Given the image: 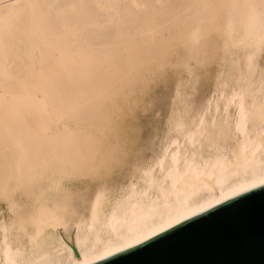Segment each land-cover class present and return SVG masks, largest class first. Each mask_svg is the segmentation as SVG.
<instances>
[{
  "label": "bare ground",
  "instance_id": "1",
  "mask_svg": "<svg viewBox=\"0 0 264 264\" xmlns=\"http://www.w3.org/2000/svg\"><path fill=\"white\" fill-rule=\"evenodd\" d=\"M262 52L264 0H0V264H89L264 183ZM194 64L133 142L134 86Z\"/></svg>",
  "mask_w": 264,
  "mask_h": 264
},
{
  "label": "water",
  "instance_id": "2",
  "mask_svg": "<svg viewBox=\"0 0 264 264\" xmlns=\"http://www.w3.org/2000/svg\"><path fill=\"white\" fill-rule=\"evenodd\" d=\"M89 264H264V183Z\"/></svg>",
  "mask_w": 264,
  "mask_h": 264
},
{
  "label": "rangeland",
  "instance_id": "3",
  "mask_svg": "<svg viewBox=\"0 0 264 264\" xmlns=\"http://www.w3.org/2000/svg\"><path fill=\"white\" fill-rule=\"evenodd\" d=\"M263 53V52H262ZM264 54V53H263ZM263 54H261V57H260V59L261 58H264V55ZM263 56V57H262ZM261 61H263V59L261 60ZM196 64H194L193 66H191L192 67V73H190V75H188V74H186V73H188V71L187 70H185V71H183L184 70V68L183 69H181L182 67H180V66H176V65H170V66H168V68L166 69L165 67H167V66H165L164 68L162 67V69L161 68H155V70L153 71V72H155V73H151V77L148 75L147 76V80H145L144 81V83H142L141 82V84L140 83H138L136 86H134V92L131 94V95H133L134 93V95H136V97H137V99H140L139 100V102L140 103H138V100L136 99V103H138L139 105H140V107H139V105L137 104V106L135 105L134 106V108L132 107V109H130L131 110V113L130 114H128L129 112H130V110L129 109H127V110H129V112L127 111L126 112V110H125V113L126 114H124V115H120L119 117H120V119H119V117L118 118H116L117 120H116V123H119L118 122V120L119 121H121V120H123V121H121L120 123H121V126H126L127 128H128V130L129 129H131V126L132 125H129L130 123V121H131V124H133V123H135V127H136V125H137V128H135L134 127V124H133V130H138L139 131V136H135V137H133V142H135V140L137 139V141L136 142H140V141H146L147 139H148V137H149V134L148 133H151V131H153V127L156 125V124H159L160 122H162L163 121V119L164 118H162L164 115H165V110H167V108H168V96L170 95V94H172L171 92L173 91V87H174V85L176 84V82L178 83V81L181 79V77H182V80H181V83H183V82H186L189 78V80H188V87H187V89L188 90H190V85H191V81H192V75H196V74H198L199 73V75L200 74H202V72H203V68H201L200 66H195ZM172 67V68H171ZM176 67H178L177 69H178V74H177V69H175ZM172 69V71H171V69ZM195 68H197V69H195ZM169 69V70H168ZM174 69V70H173ZM213 70V67L211 66L210 67V73L212 72V70ZM156 70H159L158 72L156 71ZM161 70H162V72H161ZM194 70V71H193ZM165 71V73H163ZM168 71V72H167ZM176 71V72H175ZM182 71V72H181ZM195 71H196V73H195ZM172 72V73H171ZM180 72L182 73V75L180 74ZM186 72V73H185ZM159 73H162L161 75L162 76H164V77H160L159 78V76H161ZM185 73V74H184ZM155 74V75H154ZM177 74V75H176ZM158 77H157V76ZM174 75V76H173ZM178 75H180V76H178ZM153 76H155L154 78H156V79H152V77ZM174 77H177V78H179L178 80L176 79V78H174ZM188 79H187V78ZM164 78V79H163ZM148 79H150V80H148ZM177 80V81H176ZM184 80V81H183ZM186 80V81H185ZM148 81V82H147ZM151 81H154V82H151ZM163 81V82H162ZM172 81V82H171ZM146 82V83H145ZM150 82V83H149ZM156 82V83H155ZM180 82V81H179ZM175 83V84H174ZM147 84H148V88L147 87H145V86H147ZM142 87H141V86ZM139 89H138V88ZM145 89H144V88ZM198 87H199V85H198ZM205 87V88H204ZM204 87H201V88H199L198 89V92L196 93V95H200L201 93H202V89H203V92H207V90H208V88H207V86H204ZM140 88H142V90L140 89ZM136 89V90H135ZM138 90H139V92H138ZM144 90H145V92H144ZM187 90V91H188ZM140 91H141V94H140ZM201 91V92H200ZM137 92V93H136ZM142 93H145V94H143L142 95ZM168 93H170V94H168ZM139 95V96H138ZM155 95H157V97L155 98ZM159 95H161L160 97H159ZM163 95V96H162ZM153 97H154V99L155 100H157V102L153 99ZM163 98H165V99H163ZM150 100V101H149ZM155 102H154V101ZM144 102H147V103H144ZM154 104H153V103ZM162 102V103H161ZM164 103H166V104H164ZM164 104V106H162V105ZM147 105V106H146ZM154 105V106H153ZM155 105H157V106H155ZM161 105V106H160ZM144 106V107H143ZM152 106V107H151ZM135 107H137V108H135ZM138 107H139V109H138ZM141 107H143L142 109H145L146 107H148L147 109H145V110H142V109H140ZM157 107V108H156ZM153 108V109H152ZM149 109V110H148ZM152 109V110H151ZM157 109V110H156ZM133 110H134V113L135 114H133ZM157 112H156V111ZM144 111H146V112H144ZM151 111V112H150ZM138 112V113H137ZM150 112V113H149ZM161 112V114L160 115H158L159 113ZM133 114V115H132ZM154 114H155V116H154ZM128 116V117H130V121L128 120V117H125V116ZM136 116V118H134L135 116ZM163 115V116H162ZM121 116H123V118L125 117V119H126V121L128 122V124H126L125 123V121H124V119H121L122 117ZM133 117V118H132ZM154 117L156 118V120L154 119ZM158 118V119H157ZM133 119V120H132ZM135 119V120H134ZM152 119V120H151ZM162 119V120H161ZM157 120H160V122L159 121H157ZM154 121H156V122H154ZM153 122H154V124H153ZM158 122V123H157ZM125 123V124H124ZM124 124V125H123ZM130 127H129V126ZM153 125V127L151 128V126ZM118 127H120L119 126V124L117 125ZM138 126H140V127H138ZM142 126V127H141ZM125 127V128H126ZM126 128V129H127ZM139 128V129H138ZM131 129V130H132ZM137 131V132H138ZM135 132V131H134ZM141 134H142V136H141ZM137 137V138H136ZM143 137V138H142ZM145 137V138H144ZM147 137V138H146ZM142 140H141V139ZM137 144V143H136ZM2 205H4L3 203H2Z\"/></svg>",
  "mask_w": 264,
  "mask_h": 264
}]
</instances>
